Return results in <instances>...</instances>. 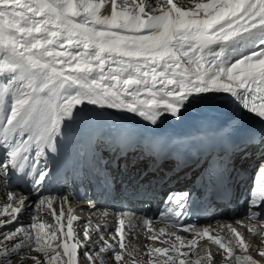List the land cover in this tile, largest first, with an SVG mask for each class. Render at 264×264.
<instances>
[{
	"label": "snow or ice",
	"instance_id": "1",
	"mask_svg": "<svg viewBox=\"0 0 264 264\" xmlns=\"http://www.w3.org/2000/svg\"><path fill=\"white\" fill-rule=\"evenodd\" d=\"M190 3L0 0V264H264V0ZM197 107L218 115L158 131ZM77 186L163 207L89 198L94 222Z\"/></svg>",
	"mask_w": 264,
	"mask_h": 264
},
{
	"label": "bare ground",
	"instance_id": "2",
	"mask_svg": "<svg viewBox=\"0 0 264 264\" xmlns=\"http://www.w3.org/2000/svg\"><path fill=\"white\" fill-rule=\"evenodd\" d=\"M176 2L186 4L187 6H188L189 4H191L188 0H176ZM204 110H206V109H202V108H199V107L189 109L188 112H186V113L184 114V116H183L179 121H176V120H166V121L164 122V124L161 126V128H160L158 131H159L160 133L164 134V135L171 136V135H169V134H167V133H165V132L168 131L169 129H172V128L175 126V124H176L177 122H182V121H184V120H188V119H190V118H193V117H195L198 113H200V112H202V111H204ZM250 121H255V120H249L248 122H250ZM172 136H173V135H172ZM4 195L6 196V192L4 193ZM83 212H86V211L84 210ZM80 213H81L80 211H77L76 215L81 216ZM86 213H88V212H86ZM81 217H83V216H81ZM94 217L97 218L96 221H99V214H98V215H93V213H92V214H89L88 216H86L85 218H91V219L95 220ZM49 220H51L50 217H49ZM219 220H227V221H229V222L231 221L230 219H221V218H217V219L214 220V221H210V222H206V223H204L201 227L208 226L209 224L212 225L213 227H216V226H217V221H219ZM153 226H154L156 229H159V228L162 227V226H160L159 224H153ZM130 242H131V244H133L134 246L140 248V250H141L142 253H143L144 251H146V249H145V245H146L147 243H151V242L146 241L145 237H144L142 234H138V236H137L136 239H132V238L130 237ZM157 246H160L158 242H157Z\"/></svg>",
	"mask_w": 264,
	"mask_h": 264
},
{
	"label": "rangeland",
	"instance_id": "3",
	"mask_svg": "<svg viewBox=\"0 0 264 264\" xmlns=\"http://www.w3.org/2000/svg\"><path fill=\"white\" fill-rule=\"evenodd\" d=\"M190 2V0H188ZM174 2H176V0H174ZM188 6H191V4H189Z\"/></svg>",
	"mask_w": 264,
	"mask_h": 264
}]
</instances>
